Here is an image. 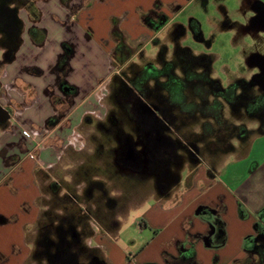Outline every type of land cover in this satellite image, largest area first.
<instances>
[{
    "label": "crops",
    "instance_id": "1",
    "mask_svg": "<svg viewBox=\"0 0 264 264\" xmlns=\"http://www.w3.org/2000/svg\"><path fill=\"white\" fill-rule=\"evenodd\" d=\"M193 1L35 0L39 18L24 23L22 44L3 59L1 72L4 92L0 109L13 113L10 118L0 117V264L39 262L28 232L36 229L38 234L40 222L50 221L53 198L46 196L47 204L41 202L38 176L47 174V184L59 179L73 184L67 172L78 169L83 160L74 165L68 157L71 152L79 153L84 141L78 145L70 136L76 134L75 128L86 116L96 117L103 111L100 107L104 106L108 81L104 78L110 73L114 47L113 20L118 21L131 46H145L177 22ZM159 20L164 21L162 26L155 27ZM34 29L41 41L33 36ZM66 44L73 53L63 66ZM24 48L28 49L25 53ZM60 112L64 119L53 124L50 120ZM44 125L49 128L46 135L31 137ZM31 129L34 134L30 136ZM41 143L45 147H40ZM185 168L168 193L149 191L143 199L137 198L133 189L128 211H117V224L103 234L91 221L97 230L85 242L101 249L105 264H248L250 260L257 264L245 241L254 234L259 213L253 208L250 212L242 210L237 194L228 183L216 179L217 174H208L203 166H188L184 179ZM55 169L61 176L53 175ZM183 182L182 190L176 191ZM134 209L142 211V218L135 222L144 239L134 253L126 258L122 254L120 260L119 238L124 221ZM217 217L225 231L218 227ZM133 242L136 244L135 239Z\"/></svg>",
    "mask_w": 264,
    "mask_h": 264
},
{
    "label": "flooded vegetation",
    "instance_id": "2",
    "mask_svg": "<svg viewBox=\"0 0 264 264\" xmlns=\"http://www.w3.org/2000/svg\"><path fill=\"white\" fill-rule=\"evenodd\" d=\"M35 7V0H0V62L21 46L24 23L38 20ZM254 14V25L264 29V0H256ZM162 21L155 27L162 26ZM189 23L195 37L203 41L199 21L192 18ZM170 27L177 43L173 58L168 57L167 46L158 36L151 41L159 47L154 59L145 56L143 44L131 46L122 31L111 35L113 70L103 97L110 104L95 118L89 115L85 120L98 130H89L95 147L88 148L84 140L80 151L93 149L78 168L87 182L83 194L64 179L49 182L53 207H60L55 204L56 198L61 207L49 210L50 221L40 222L33 250L39 261L105 264L101 249L85 242L97 230L91 221L103 234L117 224V211H128L134 186H141L143 199L149 191L168 193L184 166H197L218 156L219 147H233L231 138L245 142L246 129L242 124L232 125L231 117L237 121L244 115L264 119V64L252 81L242 79L224 88L211 75L210 55L195 54L190 47L178 44L186 30L184 22ZM72 53V47L66 44L63 66ZM255 85L257 91L251 92ZM3 100L10 106L5 97ZM3 110L0 117L12 115L11 110ZM196 126L200 129L195 130ZM113 179L121 185H115ZM119 188L122 190L115 191ZM254 230L247 238L246 250L257 257L259 264L264 252V217L258 218Z\"/></svg>",
    "mask_w": 264,
    "mask_h": 264
},
{
    "label": "rangeland",
    "instance_id": "3",
    "mask_svg": "<svg viewBox=\"0 0 264 264\" xmlns=\"http://www.w3.org/2000/svg\"><path fill=\"white\" fill-rule=\"evenodd\" d=\"M255 2L256 0H195L185 8L180 18L177 19V22L183 21L186 27L185 33L178 39V44L190 47L195 54L205 53L210 55L213 61L211 75L214 79L218 80L224 88L242 79L250 82L256 75L261 73V65L264 64V29L261 26L254 25V23H256L255 20L253 21V19H255ZM22 16L26 19V12L22 11ZM192 18H195L200 23V28L204 36L203 41L195 37L190 27L189 22ZM170 28L171 27H167L162 30L159 38L162 43L167 46L168 57L173 58L177 43H175L173 32ZM33 36L38 38L36 29L33 31ZM38 39L39 41L42 40L41 37ZM27 51L28 49L24 48L23 52L25 53ZM158 51L159 47L153 42L144 46V52L147 58H157ZM135 61L139 62V59L136 58ZM3 63L4 61L2 60L0 62V79H2L1 72L4 66ZM112 70L113 69L110 68V73H107L105 76V82L107 80L109 81ZM256 86L258 85L250 88L251 92L257 91ZM263 89L264 85L261 88L262 92ZM3 92L4 88L1 83L0 96ZM109 104V99L103 98L102 105L104 106L100 107L102 108L101 110H104ZM5 110L7 112L9 111L8 109ZM226 111H228V109H226ZM93 117L95 118L94 115ZM63 119L64 117L60 112V114L55 115L50 121L53 124H57ZM230 120L232 125H243L246 129V141L241 142L238 138H231L233 147H219L218 154L216 153L218 156L210 159L207 158L197 166H203L205 172L211 175L217 174V176H215L216 179L228 183L239 197L242 210L250 212L251 208H253L260 213L264 208V119L244 115L242 120H240L242 122L232 117ZM19 122L20 124L22 123L21 118H19ZM92 124L93 125L86 124L85 120H83L75 128L76 134L70 136L71 141L80 145L86 140L88 148H94L95 140L92 137L90 138L89 130H98H96L94 123ZM48 129L47 125H44L37 134H34V130L32 129L29 133L31 136L33 132L34 135L31 137L38 135L43 136L48 133ZM194 129L199 130L200 128L196 126ZM14 130H18L16 126ZM223 135H226V133ZM83 136L85 138H83ZM41 145L40 147H45L42 143ZM85 151L87 152L86 154H84ZM85 151L77 154L71 152L68 158L76 165V161H84V159L87 158L86 156L90 154L89 152H93V149L89 150V152L87 149ZM32 157L37 158L36 155H32ZM1 159L2 157H0V160ZM87 162H89L88 159ZM188 172L189 168L187 166V168L182 171L184 179L187 178ZM52 173L58 177L61 176L56 174L57 169L53 170ZM67 174L72 177L71 182L76 186H74L76 190L83 194L82 190L84 186H81V184L83 181L85 182V180L80 171L78 172V169H74L73 167ZM47 176L48 175L44 173L38 176L43 191L41 202L44 205L47 204L48 201L46 196H52V193L47 187ZM113 181L115 185L118 183L121 185L120 181L114 179ZM184 183L185 182H183L182 186L177 188L176 191L182 190ZM120 189L122 190V188H119L115 189V191H120ZM134 192L137 198H141L143 195L142 188L139 185L134 186ZM59 201L60 200L56 198L55 204H60L61 207V201ZM53 204L54 199L53 203H50V206L52 209L60 210V207H53ZM141 214V210L137 211V209H134L129 213L128 220L124 221L125 223L123 224L121 233L122 236L119 238L118 244L119 254H117V257L120 260L123 257L122 254H124V258H126L128 254L134 253L138 245L144 239V236L141 235L139 229H137L139 228L137 220L135 222V219L142 218ZM28 235L31 242L36 246L35 239L37 238V230H30ZM134 239L136 240V244L133 245ZM250 261L247 263L252 264ZM37 264H46V262L39 261Z\"/></svg>",
    "mask_w": 264,
    "mask_h": 264
},
{
    "label": "trees",
    "instance_id": "4",
    "mask_svg": "<svg viewBox=\"0 0 264 264\" xmlns=\"http://www.w3.org/2000/svg\"><path fill=\"white\" fill-rule=\"evenodd\" d=\"M63 1H65V0H63ZM117 33H121V30L119 28L118 21L116 19H114L113 20V26H112V35L114 36ZM259 217H264V208L259 213ZM216 220L219 221L218 222L219 223V227L222 229V231H225L224 223L222 222V220L219 217H217ZM223 241H224V239L222 238L219 243H222ZM246 241H247V239H246ZM246 241H245V247H247L246 246L247 245ZM193 257H194V254H193V252H191L190 255H189V258L192 259ZM259 264H264V252H261V262Z\"/></svg>",
    "mask_w": 264,
    "mask_h": 264
},
{
    "label": "water",
    "instance_id": "5",
    "mask_svg": "<svg viewBox=\"0 0 264 264\" xmlns=\"http://www.w3.org/2000/svg\"><path fill=\"white\" fill-rule=\"evenodd\" d=\"M4 111H6L5 109H4ZM7 112V111H6Z\"/></svg>",
    "mask_w": 264,
    "mask_h": 264
}]
</instances>
